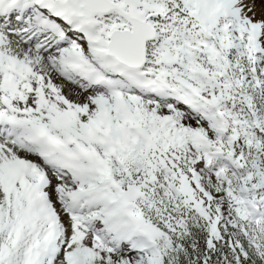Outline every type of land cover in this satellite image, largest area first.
<instances>
[{"label":"snow or ice","instance_id":"6c2138e0","mask_svg":"<svg viewBox=\"0 0 264 264\" xmlns=\"http://www.w3.org/2000/svg\"><path fill=\"white\" fill-rule=\"evenodd\" d=\"M0 264H264V0H0Z\"/></svg>","mask_w":264,"mask_h":264}]
</instances>
